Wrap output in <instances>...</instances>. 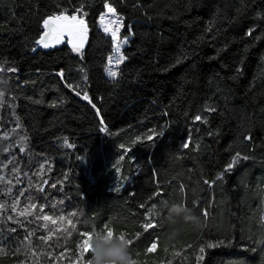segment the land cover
<instances>
[{
	"label": "trees",
	"instance_id": "obj_1",
	"mask_svg": "<svg viewBox=\"0 0 264 264\" xmlns=\"http://www.w3.org/2000/svg\"><path fill=\"white\" fill-rule=\"evenodd\" d=\"M60 13L80 52L35 49ZM0 59V264H264V0H0Z\"/></svg>",
	"mask_w": 264,
	"mask_h": 264
},
{
	"label": "rangeland",
	"instance_id": "obj_2",
	"mask_svg": "<svg viewBox=\"0 0 264 264\" xmlns=\"http://www.w3.org/2000/svg\"><path fill=\"white\" fill-rule=\"evenodd\" d=\"M79 18H82L79 16ZM98 26L108 35L112 37L113 46L112 51L109 53L107 58V65L105 67V74L110 78H116L119 75L120 65L125 59V54L123 48L129 42V35H121V30L124 27L123 17L115 10L113 5L109 2H106L104 11L98 17ZM66 40L70 42L75 51L80 52L83 46V41L79 38L69 39L66 37ZM14 66L10 64L5 59H0V115L1 109L6 103L11 107V113L9 115L8 123L10 124L11 133L7 136L13 138L16 141L21 139V123L17 118L14 108L11 106V102L6 101V93L8 87V80L10 78L11 70L14 69ZM7 106V105H6ZM1 119V118H0ZM241 158V155H238L235 158V161ZM233 162V163H234ZM258 167L264 169V161H257ZM233 168L232 165L229 169ZM124 179L120 175L119 170L116 171V175L113 179L112 185L118 187L120 184L124 183ZM84 250L95 251L98 249V242L94 236H87L83 242Z\"/></svg>",
	"mask_w": 264,
	"mask_h": 264
},
{
	"label": "water",
	"instance_id": "obj_3",
	"mask_svg": "<svg viewBox=\"0 0 264 264\" xmlns=\"http://www.w3.org/2000/svg\"><path fill=\"white\" fill-rule=\"evenodd\" d=\"M90 33V25L86 19L79 18L78 14L60 13L50 15L43 21V32L37 40L35 49L48 48L70 40L79 38L83 41L82 48L86 45Z\"/></svg>",
	"mask_w": 264,
	"mask_h": 264
}]
</instances>
